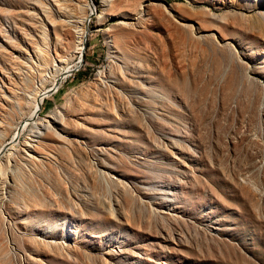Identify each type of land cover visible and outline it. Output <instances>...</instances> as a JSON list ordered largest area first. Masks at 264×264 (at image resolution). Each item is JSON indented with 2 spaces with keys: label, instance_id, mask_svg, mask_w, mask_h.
Wrapping results in <instances>:
<instances>
[{
  "label": "rangeland",
  "instance_id": "obj_1",
  "mask_svg": "<svg viewBox=\"0 0 264 264\" xmlns=\"http://www.w3.org/2000/svg\"><path fill=\"white\" fill-rule=\"evenodd\" d=\"M40 1L0 0V143L97 11L36 120L65 130L0 155V264H264V0H69L56 30Z\"/></svg>",
  "mask_w": 264,
  "mask_h": 264
},
{
  "label": "bare ground",
  "instance_id": "obj_2",
  "mask_svg": "<svg viewBox=\"0 0 264 264\" xmlns=\"http://www.w3.org/2000/svg\"><path fill=\"white\" fill-rule=\"evenodd\" d=\"M41 1H43V0H41ZM107 1L108 0H103V2H105V3ZM144 2H146V1H142L140 7L142 5H144ZM65 3H69V0H67V2H62V3L60 0H54V5H55V7L58 8V11H56L57 8L55 9V7L51 5V8H52L51 11L46 10L45 14L43 15V17L45 16V18L47 19V22L51 21L48 23L53 27V30H56L58 27L61 28L65 23V20L62 18V16L65 17V14L68 15V13H66L64 10H62V11L59 10L63 6H64L63 8H65V7L67 8V5H64ZM85 6L89 8V11L87 13H84L81 16V18L77 21L80 25H79V28L77 29V33H76V46H75L74 52L78 55L79 59H80L81 53L83 52V49H84L83 45H84V41H85L86 33H87L86 32V24L88 22V18L90 15L95 14L97 11L96 7L93 5H90V3H87ZM262 12H264V11H262ZM68 20H67V22H69ZM197 27H196V30L198 32H200V29ZM78 60H77L76 64L78 63ZM76 64L75 63H72V64L67 63L66 61H61V64H53V66L50 67V69L48 70V72H49L48 77L50 78V86L45 88L43 91H45V90L49 89L51 86H53L54 83L56 82V80H58L59 78H62V80H63L67 75H69L68 72L74 66H76ZM40 89L34 88L33 90L29 91V98H28L29 102L27 105L31 108V110L28 112L27 117L23 121H20L19 124L16 126V129H15L13 135L11 136V138L9 140L4 141L3 143H0V155H1L9 147V145L11 143L18 141L19 134L29 124H32L35 127V130L32 131L33 132L32 137H30L29 139H27L23 143L22 148H17L16 146H10L8 148L9 153L11 154L10 158L12 157L11 159L14 163H16L19 159L28 160V159H32L35 157L36 152L39 151V150H37V148L40 145L39 144V138H40L41 134L43 133L42 129H46L49 127V128H53L55 131L56 130H61V131L65 130L64 122L58 120L55 117H52V120H50V121L46 120V124H47L46 126L47 127L42 128L40 125H38L36 123V120L39 118L38 113L40 111L41 104H42L41 93L43 91H41ZM16 105L20 109L26 108L25 104L22 101H17ZM56 134L60 135L58 133V131L56 132ZM36 155H38V154H36ZM35 159H36V157H35ZM1 167H0V179L4 180L7 177V173L3 172Z\"/></svg>",
  "mask_w": 264,
  "mask_h": 264
},
{
  "label": "water",
  "instance_id": "obj_3",
  "mask_svg": "<svg viewBox=\"0 0 264 264\" xmlns=\"http://www.w3.org/2000/svg\"><path fill=\"white\" fill-rule=\"evenodd\" d=\"M90 1L92 2V0H90ZM90 16H91V15H90ZM90 16H89V18H90ZM89 20H90V19H89ZM88 22H89V21H88ZM82 60H83V52L81 53V56H80V59L78 60L77 65L74 66V67L68 72V74H70L72 71L76 70V69L80 66ZM61 81H62V78H59L58 80H56V82L54 83L53 86H51L49 89L43 91V92L41 93V98L43 99L45 96H47V95L52 94L53 92H55V91L58 89V87H59Z\"/></svg>",
  "mask_w": 264,
  "mask_h": 264
}]
</instances>
